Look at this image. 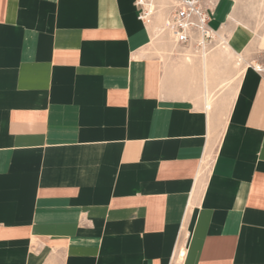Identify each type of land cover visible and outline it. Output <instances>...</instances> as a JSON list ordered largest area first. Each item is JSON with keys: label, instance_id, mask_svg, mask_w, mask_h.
<instances>
[{"label": "crops", "instance_id": "obj_1", "mask_svg": "<svg viewBox=\"0 0 264 264\" xmlns=\"http://www.w3.org/2000/svg\"><path fill=\"white\" fill-rule=\"evenodd\" d=\"M206 1L200 56L135 0H0V264H264L258 25Z\"/></svg>", "mask_w": 264, "mask_h": 264}, {"label": "built area", "instance_id": "obj_2", "mask_svg": "<svg viewBox=\"0 0 264 264\" xmlns=\"http://www.w3.org/2000/svg\"><path fill=\"white\" fill-rule=\"evenodd\" d=\"M138 19L149 22L164 11L163 31L171 42L181 47H192L200 56L214 45V31L208 22L213 3L206 0H135ZM253 60L251 68L264 82V48Z\"/></svg>", "mask_w": 264, "mask_h": 264}, {"label": "rangeland", "instance_id": "obj_3", "mask_svg": "<svg viewBox=\"0 0 264 264\" xmlns=\"http://www.w3.org/2000/svg\"><path fill=\"white\" fill-rule=\"evenodd\" d=\"M241 7L246 12V15L248 16L253 15L256 19V25H258V33L256 34V40L260 43V48L258 50L251 54L246 55L243 57V61L240 63V68H238V72L236 73V76L239 74V71H242L244 68H248V66H251V63L254 59L259 57L261 55V52L264 48V37L260 38L261 34L264 33V0H240ZM249 15V16H250ZM259 36V37H257ZM222 40H218L217 42H214L215 45H222ZM165 44V45H164ZM156 46H171L173 45L165 38V36L159 35L157 41H155ZM235 64V63H234Z\"/></svg>", "mask_w": 264, "mask_h": 264}, {"label": "bare ground", "instance_id": "obj_4", "mask_svg": "<svg viewBox=\"0 0 264 264\" xmlns=\"http://www.w3.org/2000/svg\"><path fill=\"white\" fill-rule=\"evenodd\" d=\"M215 35V34H214ZM175 45V44H174ZM175 46H177V45H175ZM203 55V54H202Z\"/></svg>", "mask_w": 264, "mask_h": 264}]
</instances>
